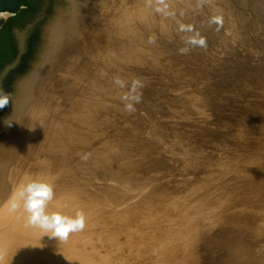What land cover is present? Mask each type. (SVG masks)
I'll list each match as a JSON object with an SVG mask.
<instances>
[{"label":"bare ground","instance_id":"obj_1","mask_svg":"<svg viewBox=\"0 0 264 264\" xmlns=\"http://www.w3.org/2000/svg\"><path fill=\"white\" fill-rule=\"evenodd\" d=\"M247 5L260 13L256 0H64L42 34L18 33L27 53L0 80L10 96L0 109V264H136L156 245L144 229L159 201L143 195L153 148L131 123H143L142 113L166 116L165 76L199 84L228 70L204 47ZM7 17L0 13V25ZM134 177L143 197L124 204L130 199L112 183ZM33 179L53 183L50 212H83L82 231L59 240L27 226L22 208L9 210L18 186Z\"/></svg>","mask_w":264,"mask_h":264},{"label":"rangeland","instance_id":"obj_2","mask_svg":"<svg viewBox=\"0 0 264 264\" xmlns=\"http://www.w3.org/2000/svg\"><path fill=\"white\" fill-rule=\"evenodd\" d=\"M256 2L258 15L247 5L235 26L204 47L229 66L223 75L199 84L165 76L166 116L142 113L143 123H131L153 148L155 172L143 195L159 199L144 228L156 245L144 248L136 264H264V0ZM198 88L205 95L190 96ZM135 180L112 183L122 200L130 199L122 203L143 197Z\"/></svg>","mask_w":264,"mask_h":264},{"label":"clouds","instance_id":"obj_3","mask_svg":"<svg viewBox=\"0 0 264 264\" xmlns=\"http://www.w3.org/2000/svg\"><path fill=\"white\" fill-rule=\"evenodd\" d=\"M120 84L119 78L115 81ZM10 96L0 91V109L8 105ZM140 102V98H136ZM126 110L134 111L132 104L126 105ZM9 126H11L9 124ZM87 160V155L82 157ZM54 198V185L49 180L33 179L18 186L15 194L9 201V210L16 212L23 209L27 213L26 225L39 228L43 232L51 233V237L59 240H67L71 233L82 231L85 227V215L78 212L75 217L61 214L60 212H50L49 203ZM2 259V254H0Z\"/></svg>","mask_w":264,"mask_h":264},{"label":"water","instance_id":"obj_4","mask_svg":"<svg viewBox=\"0 0 264 264\" xmlns=\"http://www.w3.org/2000/svg\"><path fill=\"white\" fill-rule=\"evenodd\" d=\"M48 2L50 3L45 8ZM20 3L21 0H0V13H3L6 16H9V14L15 15L20 9ZM63 4L64 0H29L30 10L25 14V18L27 21L31 20V22L35 19L36 20L32 24H29L27 29L32 28V32L37 35L42 34L47 24ZM43 11L44 13H42ZM17 36L18 32L16 31L14 36L16 55L0 69V80L9 70H12L18 64V61L21 58L23 48Z\"/></svg>","mask_w":264,"mask_h":264},{"label":"flooded vegetation","instance_id":"obj_5","mask_svg":"<svg viewBox=\"0 0 264 264\" xmlns=\"http://www.w3.org/2000/svg\"><path fill=\"white\" fill-rule=\"evenodd\" d=\"M21 1L22 3H20L19 11L15 15H10L8 13L9 16L0 25V69L3 67L4 64L9 62L16 55V44L14 42L15 32L16 31L18 33L26 32V36L29 37L31 33V32L29 33V31L32 28L27 29V26L29 24H32L36 20L35 19L33 22H31V20L27 21V19L25 18V14L27 13V11L30 10L29 0H21ZM49 3L50 2L47 3L45 8L48 6ZM42 13H44V11ZM22 48L23 51L21 56L22 55L23 56L21 58H23L25 56V53H27V45L23 44ZM21 58L20 61L22 60Z\"/></svg>","mask_w":264,"mask_h":264},{"label":"trees","instance_id":"obj_6","mask_svg":"<svg viewBox=\"0 0 264 264\" xmlns=\"http://www.w3.org/2000/svg\"><path fill=\"white\" fill-rule=\"evenodd\" d=\"M21 3H22V1H21Z\"/></svg>","mask_w":264,"mask_h":264}]
</instances>
